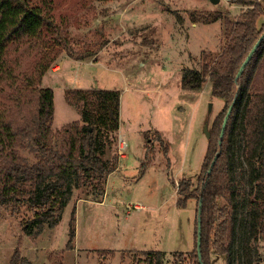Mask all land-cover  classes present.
I'll return each instance as SVG.
<instances>
[{"label": "rangeland", "instance_id": "1", "mask_svg": "<svg viewBox=\"0 0 264 264\" xmlns=\"http://www.w3.org/2000/svg\"><path fill=\"white\" fill-rule=\"evenodd\" d=\"M31 2L50 7L51 27L14 47L19 51L31 46L22 66L26 74L38 64L48 65L41 85L54 94L53 142L63 126L80 119L65 100L66 89H113L119 92V129L112 153L119 164L108 175L103 196L93 198L87 189L74 187L59 222L39 233L23 230L32 217L27 207L12 213L0 205V264H11L15 251L14 264H146L145 253L151 250L163 252V264L175 263L178 254L189 264L197 200L177 206L175 185L182 178L196 181L207 145L204 126L208 129L223 102L211 95L208 80L200 89H184L181 75L221 51L223 17L233 19L238 4ZM209 13L221 17L208 23L191 19V14ZM122 141L126 145L121 150ZM19 151L35 160L26 149ZM73 209V248L66 249ZM259 252L263 256L258 264H264V238ZM212 257L213 264H224L221 257Z\"/></svg>", "mask_w": 264, "mask_h": 264}, {"label": "trees", "instance_id": "2", "mask_svg": "<svg viewBox=\"0 0 264 264\" xmlns=\"http://www.w3.org/2000/svg\"><path fill=\"white\" fill-rule=\"evenodd\" d=\"M234 1L239 13L233 19L223 17L221 51L181 75L184 89H200L208 80L211 95L223 102L208 126L210 136L196 181L182 178L175 185L177 206H185L189 199H196L197 206L201 203L202 264H213L212 256L221 257L224 264H258L263 256L259 247L264 238V0ZM50 12V7L31 0H0V205L12 213L22 206L32 211L23 224L28 234L59 222L74 187L87 189L93 198L103 196L107 177L119 164V157L112 153L119 129L116 90L66 89L65 100L77 109L80 119L63 126L59 140L53 142L54 94L52 88L41 85L48 65L38 64L35 71L26 74L22 66L31 46L19 51L14 47L39 38L44 27H51ZM191 16L193 21L206 23L221 17L219 13ZM231 104L220 139L223 118ZM20 148L33 154L35 160L22 155ZM74 214L75 209L71 211L66 249L73 248ZM17 255L15 251L11 264ZM178 257L173 264H184L183 254ZM143 261L163 264V252L148 251ZM189 264H201L197 208Z\"/></svg>", "mask_w": 264, "mask_h": 264}, {"label": "water", "instance_id": "3", "mask_svg": "<svg viewBox=\"0 0 264 264\" xmlns=\"http://www.w3.org/2000/svg\"><path fill=\"white\" fill-rule=\"evenodd\" d=\"M263 35L260 36V38L256 41V43L254 44V46L251 48V50L249 51V53L245 57L244 61L242 62V64L239 67V70H238V72L236 74V78L240 75V73L242 72L243 68L245 67V65L250 60L253 52L256 50V48L258 47L261 39L263 38ZM231 109H232V104L228 107L227 112H226V114H225V116L223 118V122H222V125H221V131H220V135H219L220 136V139L222 138V135H223V132H224V128H225V125H226L228 116H229V114L231 112ZM204 131H205L206 138L208 139L209 136H210V133H209L206 125L204 126ZM219 143H220V140H219ZM217 156H218V153L213 157V160H212L211 165H210V169H211V166L214 164ZM200 207H201V203L199 202V204H198V210H197V255H198L199 262L202 264L201 254H200V249H199L200 248V234H201Z\"/></svg>", "mask_w": 264, "mask_h": 264}, {"label": "built area", "instance_id": "4", "mask_svg": "<svg viewBox=\"0 0 264 264\" xmlns=\"http://www.w3.org/2000/svg\"><path fill=\"white\" fill-rule=\"evenodd\" d=\"M125 145H126V143L122 141V142L120 143V145H119L120 149H121V150L124 149ZM121 150H120V151H121ZM135 206H136V207H139V205H137V204H136Z\"/></svg>", "mask_w": 264, "mask_h": 264}]
</instances>
